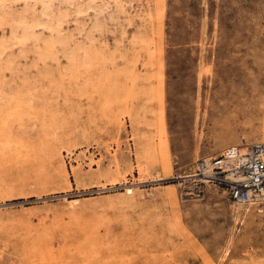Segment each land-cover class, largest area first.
Listing matches in <instances>:
<instances>
[{"label": "rangeland", "instance_id": "374dc122", "mask_svg": "<svg viewBox=\"0 0 264 264\" xmlns=\"http://www.w3.org/2000/svg\"><path fill=\"white\" fill-rule=\"evenodd\" d=\"M263 144L264 0H0V264L263 260L186 177Z\"/></svg>", "mask_w": 264, "mask_h": 264}, {"label": "built area", "instance_id": "2783aa9c", "mask_svg": "<svg viewBox=\"0 0 264 264\" xmlns=\"http://www.w3.org/2000/svg\"><path fill=\"white\" fill-rule=\"evenodd\" d=\"M190 175L221 189L233 207L264 203V144L259 149L226 147L217 155L198 161ZM178 179L179 176L162 182Z\"/></svg>", "mask_w": 264, "mask_h": 264}, {"label": "bare ground", "instance_id": "6f19581e", "mask_svg": "<svg viewBox=\"0 0 264 264\" xmlns=\"http://www.w3.org/2000/svg\"><path fill=\"white\" fill-rule=\"evenodd\" d=\"M229 147V146H228ZM244 148H246V146H243ZM262 147V146H261ZM260 148V147H259ZM258 148V149H259ZM191 175H188V176H186V177H190ZM168 177V176H167ZM166 177V178H167ZM165 178V177H164ZM164 178H161V177H157V178H155L154 180H152L153 182H159V181H161V180H163ZM127 193L128 194H130L131 193V189H127ZM227 253V252H226ZM225 253V254H226ZM247 264H264V259L263 260H256V259H253V258H250V262L249 263H247Z\"/></svg>", "mask_w": 264, "mask_h": 264}]
</instances>
